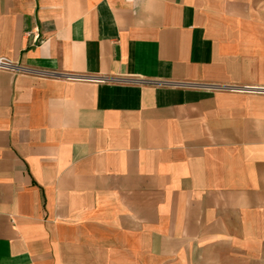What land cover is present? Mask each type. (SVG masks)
Segmentation results:
<instances>
[{"label":"crops","instance_id":"0c3cea01","mask_svg":"<svg viewBox=\"0 0 264 264\" xmlns=\"http://www.w3.org/2000/svg\"><path fill=\"white\" fill-rule=\"evenodd\" d=\"M1 57L0 264H264V0H0Z\"/></svg>","mask_w":264,"mask_h":264},{"label":"built area","instance_id":"2783aa9c","mask_svg":"<svg viewBox=\"0 0 264 264\" xmlns=\"http://www.w3.org/2000/svg\"><path fill=\"white\" fill-rule=\"evenodd\" d=\"M36 38V37H35ZM0 71H17L19 73H26L28 72L26 69L15 66L11 63V61H9L8 59L1 57L0 58ZM43 75L45 76H53L55 75L54 73H44ZM66 79L69 80H76L77 77L73 76V75H65ZM133 81H138V80H133ZM228 89L232 92H241V93H264V89H258L256 87H237V86H233V87H228Z\"/></svg>","mask_w":264,"mask_h":264}]
</instances>
